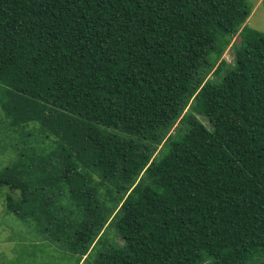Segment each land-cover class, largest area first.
<instances>
[{
	"label": "trees",
	"instance_id": "16d2710c",
	"mask_svg": "<svg viewBox=\"0 0 264 264\" xmlns=\"http://www.w3.org/2000/svg\"><path fill=\"white\" fill-rule=\"evenodd\" d=\"M251 11L0 0L7 212L42 226L63 262L264 264V31Z\"/></svg>",
	"mask_w": 264,
	"mask_h": 264
},
{
	"label": "rangeland",
	"instance_id": "374dc122",
	"mask_svg": "<svg viewBox=\"0 0 264 264\" xmlns=\"http://www.w3.org/2000/svg\"><path fill=\"white\" fill-rule=\"evenodd\" d=\"M247 1L252 6L250 17L246 21L247 26L264 31V0H261L257 5L259 0ZM238 39V37L234 38V40ZM223 58L228 63L232 62V52L229 48L223 54ZM198 118L209 127L208 121L204 117L198 116ZM31 125L29 126L32 127ZM14 153L11 149L3 151L0 149V170L12 160ZM3 189L0 187V264H44L45 261L48 262L47 264H62L63 248L59 243L50 242L47 234L45 238V234L41 233L42 226L37 225L32 219L24 220L7 212ZM109 233L113 241L123 242L115 230L110 229ZM34 248L39 250H33ZM68 257L65 258L63 264L76 263L73 258ZM86 261L87 258L84 255L81 264H85Z\"/></svg>",
	"mask_w": 264,
	"mask_h": 264
},
{
	"label": "crops",
	"instance_id": "0c3cea01",
	"mask_svg": "<svg viewBox=\"0 0 264 264\" xmlns=\"http://www.w3.org/2000/svg\"><path fill=\"white\" fill-rule=\"evenodd\" d=\"M261 0H259L257 3H256V5L260 2ZM256 5H254V7H256Z\"/></svg>",
	"mask_w": 264,
	"mask_h": 264
}]
</instances>
